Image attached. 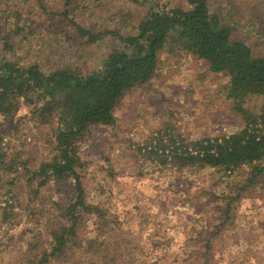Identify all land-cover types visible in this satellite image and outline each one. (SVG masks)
I'll use <instances>...</instances> for the list:
<instances>
[{"label": "trees", "instance_id": "1", "mask_svg": "<svg viewBox=\"0 0 264 264\" xmlns=\"http://www.w3.org/2000/svg\"><path fill=\"white\" fill-rule=\"evenodd\" d=\"M132 1L139 3V0ZM33 2L23 0L13 12L9 4L7 9L13 20L6 21L3 27L0 24V43L4 48L0 54V116L4 127L0 130V173L11 175L10 187L19 184L22 173L30 179L29 188L38 182L30 193L34 199L49 182L66 185L70 196L67 206L63 207L62 201L56 203L54 210L58 207L59 214L53 212L46 220L42 219L46 211L34 214V209H30L29 216L37 225V232H42L28 244L27 250L31 251L21 264H136L137 260L120 255L124 249L118 239L117 222H107L108 212L88 202L77 172L82 166L78 146L93 128L114 127L122 99L156 79L160 52L168 40L176 41L173 33L178 34L177 41L183 49L205 62L210 72L228 77L226 98L233 102L234 111L242 117L244 126L232 134L206 136L192 142L168 132L166 135L170 137L165 140L160 132L151 141L155 149L146 146L144 150L152 161L164 165L176 162L179 168L197 166L232 174L242 167H251L247 184L242 185L241 191L257 186L264 173V109L259 116L249 114L242 99L249 93L264 95V0H187L188 9L168 8L157 0H142L146 13L140 21L133 23L128 18L121 21L115 14L104 13L102 17L110 14L113 20L111 27L106 21L100 22L101 28L81 23L84 15L100 11L99 0ZM39 26L43 27L45 41L41 39L32 47L38 50L34 51L36 60L22 65L8 59L6 50L16 52L11 44L12 36L26 34L27 44L31 45L32 29ZM6 30L9 33H4ZM106 39L114 45L97 68L85 72L78 63L71 66L54 63L55 53L63 52L67 44L84 48ZM22 106L32 108V116L45 117L39 122L41 127L51 123L49 118L54 117L53 112L60 123L51 135L52 157L37 169L22 160L23 151L15 147V152L6 151V132L17 121L27 119L26 116L16 118ZM168 130L174 131L171 127ZM17 198L10 195L6 206L15 202L22 210H28L33 203L32 199H18L19 203ZM219 200L216 210L223 220L219 227L222 229L236 219L238 196ZM92 215L98 220L97 226L111 235V240L101 236L102 233L94 236L85 230L87 219ZM1 216L7 222L13 214L4 210ZM221 233L222 230H215L207 234L208 254L203 264L212 263V241ZM137 244L140 246L139 241ZM138 257L134 252L133 259Z\"/></svg>", "mask_w": 264, "mask_h": 264}, {"label": "rangeland", "instance_id": "2", "mask_svg": "<svg viewBox=\"0 0 264 264\" xmlns=\"http://www.w3.org/2000/svg\"><path fill=\"white\" fill-rule=\"evenodd\" d=\"M11 1H0L2 27L6 21L13 20L7 6L10 4L13 12L23 2ZM99 1L100 11L84 15L81 23L101 28L100 22L106 21L111 27L113 16H107V13L115 14L121 21L128 18L133 23L140 21L146 13L142 0L139 3L132 0ZM157 1L168 8H189L187 0ZM33 4H37V0ZM42 28L32 29L31 45L27 44L26 34L12 36L11 44L16 52L6 50L7 58L22 65L34 62L37 58L34 51L38 50L32 49L33 45L39 44L41 39L45 41ZM172 36L177 41L178 34ZM176 41L171 39L164 44L156 79L122 99L116 112V125L93 128L79 144L82 166L77 172L82 178L86 197L88 202L108 212L107 222H117L118 239L124 249L120 255L127 260H137L136 264H203L208 254L207 234L215 230H222V233L212 241L211 264H264V173L257 186L241 191L242 185L247 184L251 167H242L232 174L197 166L179 168L176 162L169 161L164 165L152 161L144 150L146 146L155 149V143L151 141L160 132L165 140L170 137L166 135L168 132L192 142L206 136L232 134L244 126L242 117L234 111L233 102L226 98L228 77L210 72L205 62ZM111 45L114 42L110 39L84 48L67 44L63 52L55 53L57 56L53 60L57 66L78 63L86 72L103 62L111 52ZM3 49L0 43V54ZM242 100L249 114H262L264 95L249 93ZM31 110L21 107L16 118L26 116L27 119L17 121L14 128L6 132L5 142L6 151H17L13 147L23 151L22 160L37 169L43 161L51 159V135L60 123L53 112L54 117L49 118L51 123L41 127L39 122L45 117L32 116ZM6 130L9 131L8 123ZM21 175L19 184L10 187L11 175L0 173V264H21L31 251L27 250L28 244L41 234L42 230L37 232V225L29 216L31 208L34 214L46 211V216L42 217L46 220L53 212L59 214L58 207L54 210L56 203L62 201L66 207L69 201L66 185L52 182L42 187L34 199L30 193L39 183L33 182L34 188H29V177ZM20 192L24 194L20 196ZM12 194L15 198L18 196L17 200L32 199L33 203L28 210H22L15 202L7 207L6 200ZM237 196L236 219L220 229L223 220L216 210V201ZM4 210L13 214L7 222L1 216ZM97 225L98 220L92 215L90 220L87 219L85 230L94 236L102 233L101 236L111 240V235ZM134 252L138 253V258L133 259Z\"/></svg>", "mask_w": 264, "mask_h": 264}, {"label": "built area", "instance_id": "3", "mask_svg": "<svg viewBox=\"0 0 264 264\" xmlns=\"http://www.w3.org/2000/svg\"><path fill=\"white\" fill-rule=\"evenodd\" d=\"M2 123H3V121H2V118H1V116H0V128H1V126H2Z\"/></svg>", "mask_w": 264, "mask_h": 264}]
</instances>
